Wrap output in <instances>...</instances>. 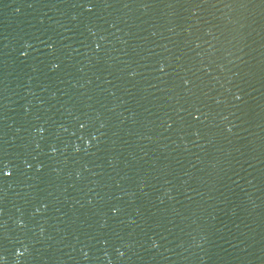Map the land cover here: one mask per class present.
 <instances>
[{
	"label": "water",
	"instance_id": "1",
	"mask_svg": "<svg viewBox=\"0 0 264 264\" xmlns=\"http://www.w3.org/2000/svg\"><path fill=\"white\" fill-rule=\"evenodd\" d=\"M0 153L3 264H264V0H0Z\"/></svg>",
	"mask_w": 264,
	"mask_h": 264
},
{
	"label": "snow or ice",
	"instance_id": "2",
	"mask_svg": "<svg viewBox=\"0 0 264 264\" xmlns=\"http://www.w3.org/2000/svg\"><path fill=\"white\" fill-rule=\"evenodd\" d=\"M83 3H87L89 5H91L93 3V0H83ZM87 12H91L92 11V7H88L86 9ZM27 47V45H26ZM27 53L26 52H21V56H26ZM53 68H56L57 65L53 64L52 66ZM161 69H163V65H161ZM185 83H188L187 81H185ZM237 99H239V97H237ZM197 119H199V117H196ZM81 127L83 128V125H81ZM41 133L43 132V129L40 130ZM230 131V129H229ZM54 151V149H53ZM15 169L13 168L12 165V161L10 159H8L6 153H0V178L2 177H9L13 174V171ZM116 211H118V209H116ZM131 222V221H130ZM155 247V244L153 245ZM17 255H23V253L18 252ZM3 257H0V264H3Z\"/></svg>",
	"mask_w": 264,
	"mask_h": 264
}]
</instances>
